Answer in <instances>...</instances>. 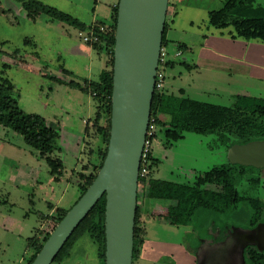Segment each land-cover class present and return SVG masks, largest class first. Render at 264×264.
<instances>
[{"label": "rangeland", "instance_id": "1", "mask_svg": "<svg viewBox=\"0 0 264 264\" xmlns=\"http://www.w3.org/2000/svg\"><path fill=\"white\" fill-rule=\"evenodd\" d=\"M37 1L77 17L86 24L95 15L93 0ZM107 1L99 0L98 12L108 10ZM173 1H168L169 9L166 14L168 23L170 16L173 15ZM185 1L187 2L185 5L189 6L179 2L177 8L180 13L175 19V29L169 35L175 40L182 37L185 41L193 43L197 39L198 30L186 27L183 21L194 18L195 24L208 23L206 10L218 9L223 0ZM191 6L194 8H190ZM254 7L256 12L264 13V0H254ZM19 9L16 0H0V82L1 78H7L14 86L12 96L17 100L18 106L27 113H35L47 119V124L57 131L58 138L51 155L63 160L64 167L56 179L50 174L45 159L40 157V148L36 143L26 141L22 134L11 128L0 126V264L26 263L31 250L26 248L25 234L36 233L38 240L42 241V234L38 232L42 221L37 211L46 216L48 214L46 204H51L62 207L66 213L79 199L78 176L87 174L92 164L98 162L97 149L104 146L103 135L107 128V122L103 120L98 125L94 124L92 119L94 110L92 109V114L89 112V104L91 102L93 104L90 95L65 85L55 92L54 86L58 83L50 77L53 71L41 62L56 67H64L65 63L68 65V60L57 40L49 39L48 35L56 31L62 33L61 26L65 29H69V26L48 21L50 18L45 14H39L33 21L23 12H19ZM228 30L233 29L229 26L223 29V32L227 35ZM72 37L74 38V35ZM80 37L82 40V34ZM256 42L264 46V42L260 40ZM221 44V48L226 49V45ZM162 47L165 54L164 61L159 64L162 82L158 91L231 106L237 97V91L243 87L253 92L264 88V62L260 55L259 59L251 55L249 59L251 61L252 58L254 61L245 62L246 75L236 76L230 74L227 63L224 62V66L220 65L216 70L214 67L216 62L211 60L206 48L199 53V57L196 56L200 58V62L187 70L180 65L188 64L181 58L183 44L177 46L167 42ZM195 49L193 48L194 51L197 50ZM177 52L180 54L177 55ZM97 54L93 53L95 62L93 65L96 67L99 61L100 64L105 61L103 54ZM170 62L174 65L169 67ZM218 62L219 60L217 65ZM34 68H39L46 77L42 76L41 72H36ZM93 73V79L97 81V68H94ZM50 88L52 91L48 93ZM52 98L61 100V105L53 107ZM246 98L256 99L251 96ZM61 110L70 111L69 116L66 115L61 118L62 120L59 116ZM53 113H56V118L53 117ZM51 116L53 118H50ZM89 117L91 119L87 120L85 126L82 120ZM156 119L159 123L156 126L157 136L152 147V160L155 163L150 165L147 177L161 182L154 190H149L150 194L148 191L146 193L143 187L148 180L140 182L141 185L138 186L140 204L142 200L147 201L150 195L162 197L165 187L162 182L194 185L199 173L214 165L227 163L228 150H225L223 143L232 140L219 133L178 127L172 114L158 113ZM85 127L87 131L84 130ZM167 131L175 132L181 137L173 141L165 136ZM259 169L257 197L264 210V168ZM73 174L74 176L76 174V177H73ZM253 188V185H247L240 188L238 194L251 196ZM149 202L156 210L164 208L165 213L155 216L159 218L158 221L148 222L145 243V230L142 234L144 213L141 207L138 228L141 229L143 226L141 238L145 244L144 250L143 244L140 247L139 255L132 264H244L243 250L247 245L264 250V223L252 229L246 214L242 217H234L231 214L226 217V224L230 227L227 233L224 232L223 237L219 233L223 218L217 220L219 226L214 230L213 226H205L207 216L202 213L197 215L191 224L184 225L186 222H182V219L175 215L179 210L178 201L155 198ZM169 204L173 205L166 210ZM53 222L52 218L49 219L50 231ZM143 253L144 255L140 256ZM53 264H103V259L98 257L95 243L85 232L75 241L68 255Z\"/></svg>", "mask_w": 264, "mask_h": 264}, {"label": "trees", "instance_id": "2", "mask_svg": "<svg viewBox=\"0 0 264 264\" xmlns=\"http://www.w3.org/2000/svg\"><path fill=\"white\" fill-rule=\"evenodd\" d=\"M26 17L35 20L39 14L47 15L52 21L62 22L69 26L77 27L84 32H89L91 24H86L56 8L42 4L37 0H16ZM169 5V4H168ZM118 0L110 6L109 21L94 22L98 31L100 25L105 31L99 33V40L90 46L99 54L105 56V66L100 73L99 81L79 83L69 81L67 85L83 93L90 95L95 106L92 117L94 124L100 121L107 122L106 133L103 135L104 146L97 149L98 162L92 164L87 174H79L78 189L80 196L94 180L101 168L106 156L110 133L111 95H112V66L114 57L115 28ZM169 9V6H168ZM168 13V12H167ZM208 25L215 29L232 27L231 36L245 40H260L264 42V13L256 12L254 0H223L218 9L208 12ZM167 22L165 21L162 35V46L166 42ZM179 46V44H176ZM174 65L172 62L168 66ZM183 67L190 66L180 63ZM14 86L7 78H1L0 82V126L8 127L22 134L26 141L36 143L40 148V157L45 159L49 166V172L56 179L61 174L62 162L51 155L55 149V141L58 133L47 124V121L38 114L27 113L19 106L12 96ZM158 113H168L175 116V124L183 129L214 132L226 135L229 142L223 143L227 151L233 144H244L249 141L264 139V100L251 99L237 96L231 106H222L214 103L197 101L186 95H169L154 89L150 118L155 119ZM85 131L87 128L85 127ZM157 134H155V137ZM165 136L177 141L181 136L175 132H165ZM94 153V150L92 151ZM151 164L155 162L152 160ZM150 167V166H149ZM85 169V168H83ZM259 168L244 166L227 161V163L214 165L199 173L194 185L165 183L163 197L172 201H189L196 204L198 209L211 211L217 215L218 220L223 218V224L213 225V230L219 226V233L225 236L230 226L226 224V217L248 216L249 226L254 229L260 223H264V210L258 200ZM83 170H81L82 172ZM80 172V173H81ZM82 181V182H81ZM247 185H253L251 196H240L238 191ZM189 210H192L191 208ZM105 195H103L60 249L51 264L60 262L68 255L75 241L85 232L89 234L96 245L97 255L105 264V233H104ZM65 211L62 208L55 210L53 228L62 219ZM140 205L138 202L134 225L132 263L138 257L140 247L143 244L141 230L138 228ZM184 222V220H182ZM49 231H45L40 242L36 235L29 238L26 248L31 250L25 264H30L40 251L43 243L48 238ZM218 228V227H217ZM225 232V233H224ZM144 234V228L143 233ZM219 234V235H220ZM141 235V236H140ZM244 264H264V250L253 245H247L243 250Z\"/></svg>", "mask_w": 264, "mask_h": 264}, {"label": "water", "instance_id": "3", "mask_svg": "<svg viewBox=\"0 0 264 264\" xmlns=\"http://www.w3.org/2000/svg\"><path fill=\"white\" fill-rule=\"evenodd\" d=\"M169 0H118L110 133L94 180L50 232L30 264H51L105 195V264H132L138 172L150 120ZM229 162L264 168V139L233 144Z\"/></svg>", "mask_w": 264, "mask_h": 264}, {"label": "crops", "instance_id": "4", "mask_svg": "<svg viewBox=\"0 0 264 264\" xmlns=\"http://www.w3.org/2000/svg\"><path fill=\"white\" fill-rule=\"evenodd\" d=\"M95 7L93 8V17H91V19L87 22V24H92L96 21H109V17H110V6H112L115 3V0H108L106 5L108 10L104 11H97L98 8V4H99V0H93ZM179 2H183V5H185L187 2L185 0H174L172 3L174 4L172 6V13L173 15L170 16V23L167 24V29H166V42H168V44H183V55L181 58L184 59V61H186L185 65L190 66L189 68H192L194 66L197 65V62H200V58H197L196 56L199 57V53H202V51L204 50V48H206V50L210 53L208 55L211 56V60L215 61L216 63H214V67H219L220 65L224 66V63H227V68L228 70L231 72L230 74H234L236 76H243L246 75L247 70L245 67L247 63L250 61V57L251 55H253L254 57L259 59V55L262 58L263 62H264V46L259 44L258 42H256V40H248L245 41L244 39L241 38H234L231 36V32L233 30H228L227 31V35L223 32V29L219 30V29H213L211 30L208 23H199V24H195L194 22V18H188L187 20H184V24L186 25V27H190L193 29H197V33H196V37L197 39L193 42L190 43V41H185V39L179 38L178 40L173 39V36L170 37V32H172L175 28V19L178 18L180 11L178 12V4ZM185 6H189V5H185ZM183 6V7H185ZM190 8H194V6H191ZM19 12H22L21 8L19 9ZM99 10V9H98ZM207 12H209L210 10H206ZM77 18V17H76ZM168 18V15H167ZM79 19V18H77ZM80 20V19H79ZM48 21H52L51 19H48ZM81 21V20H80ZM55 22V21H53ZM57 22V21H56ZM83 22V21H82ZM57 23H62V22H57ZM85 23V22H84ZM67 25V24H65ZM69 26V25H68ZM180 26V24H179ZM62 27V33H59L56 31V33L52 32L50 35H48L49 39H54L57 40L58 45L62 48V50L64 51V55L67 58L66 60H68V65L65 63V66H53V65H46L44 61H41L45 67H50V70L53 71L52 75L50 76L53 81H55L56 83V87L55 88V92H58L59 89H62V87L65 85H67V83L71 80L79 82V83H83L84 81L87 82H92L95 81L93 79L94 73L93 70L94 68H97V81L100 80V73L103 70L104 66H105V61L104 63L101 64L98 62L97 63V67L94 66L93 64L94 59H93V53L97 54V52L95 50L92 49V47L88 44H85L80 37V34H83L84 31L80 30L77 27H73V26H69V29H65L63 26ZM182 29V26H181ZM203 29V30H202ZM185 30V29H183ZM72 35H74V38L72 37ZM79 39L80 42L77 40ZM224 43L226 45V49H222V44ZM173 48V47H172ZM193 48H196L194 51ZM199 51V52H198ZM222 53V55H218L219 53ZM226 52V53H225ZM252 52V53H251ZM262 52V53H260ZM198 53V54H197ZM98 55V54H97ZM201 55V54H200ZM206 57V56H205ZM219 60V65H217V61ZM40 62V60H37ZM252 61H254V59L251 58V63ZM256 61V60H255ZM224 62V63H223ZM257 62V61H256ZM191 63V64H190ZM258 63H261L260 61H258ZM213 67V66H212ZM46 68V69H47ZM186 68V67H185ZM226 68V69H227ZM188 70V68H186ZM34 70L37 72H41V70L39 68H34ZM42 73V72H41ZM96 74V73H95ZM42 76L46 77L45 73H42ZM264 79V76H263ZM69 87V86H68ZM58 89V90H57ZM51 93V88L49 89ZM234 93V92H233ZM237 96H251V97H256V98H260L264 100V88H262V90H255L253 91H249V89H246V87H243V89H240L237 91L236 93ZM234 97V96H233ZM51 102L53 103V107L55 106H59L61 105V100H57L55 98L51 99ZM70 105V103H69ZM91 105V106H90ZM71 108V107H69ZM89 112L93 111V115L95 112V106L94 103L89 104ZM93 109V110H92ZM69 112H65V111H60L59 116L60 119L65 117L66 115L69 116ZM46 116L49 117V114H47ZM53 117L56 118V113H53ZM52 116L50 118H53ZM91 118H86L83 119L82 121L85 123H87V120H90ZM62 120V119H61ZM60 120V122H61ZM47 121V119H46ZM49 121V120H48ZM59 122V121H57ZM85 130V129H84ZM85 132V131H84ZM85 134V133H84ZM53 156V155H52ZM57 158V157H56ZM43 159V158H42ZM60 160V159H59ZM62 162V169L64 167V163L63 160H61ZM81 171V170H80ZM77 174V173H76ZM76 174L73 177H76ZM148 180V181H147ZM147 181V182H146ZM144 182H146L144 184V190L145 192L148 191V193L150 194L151 190H154L155 186L158 185V183H160L161 181H157L155 179L152 178H148L146 180H144ZM162 183H166V182H162ZM141 185V184H140ZM138 185V186H140ZM139 190V188H138ZM137 190V193L139 194ZM150 190V191H149ZM147 193V192H146ZM155 198H164L163 196H157L154 197V195H150L149 199L146 200H142V203L140 205V209L141 207H143V226H144V230H145V243L147 240V225L149 224V221L152 222H156V220L158 221L159 218H156L159 215H162L163 213H165L164 208H162L161 210H156L154 209L155 207L153 206L152 203L149 202L150 199H155ZM165 199V198H164ZM146 201V203H145ZM175 202V201H173ZM173 204H169L166 206V210H169V207H171ZM47 207V212L48 214L46 216L43 215V213H41V211H37V214H39L41 216V221L42 223H40V228L38 229L40 234H44L45 231H49L47 226L49 224V219L50 217H52L55 213V210L57 208H62L56 205H51V204H46ZM177 207H179V210L176 212H174V214L179 217L180 219L184 220V225H189L192 223V221H194V219L197 217V215L199 214H203L204 216H207L206 222L207 224L205 226H213L216 224V222H218V218L217 215L214 214L211 211H206V210H201L198 209L196 204H193L192 202L189 201H178V205ZM192 210H189V209ZM63 209V208H62ZM64 210V209H63ZM188 211V213H187ZM174 215V218H175ZM156 216V217H155ZM45 217V218H44ZM49 217V218H48ZM142 219V218H141ZM179 219V220H180ZM162 221V219L160 220ZM164 221V220H163ZM218 226H216L217 228ZM36 235V233L34 234ZM34 235H24V239L27 245V241L29 238L33 237ZM143 243V250H144V244ZM146 252V251H145ZM180 254H182L181 252H179ZM184 254V253H183ZM144 255L140 254V256Z\"/></svg>", "mask_w": 264, "mask_h": 264}, {"label": "built area", "instance_id": "5", "mask_svg": "<svg viewBox=\"0 0 264 264\" xmlns=\"http://www.w3.org/2000/svg\"><path fill=\"white\" fill-rule=\"evenodd\" d=\"M96 28L95 23L91 24V28L89 32H84L82 34V40L88 45H91L92 43H95L99 40V33L105 31V27L100 25L98 27V31L94 30ZM165 52L163 51V47H161L160 50V56H159V62L156 72V78H155V88L158 89L162 82V73L159 70V64L164 61ZM180 54V52H177V55ZM155 134H156V124L155 119L152 117L149 120V124L146 130L145 134V141L143 144L142 154L140 158V166H139V172H138V185H140L141 181H144L147 179V176L149 174V166L151 164V155H152V147L153 142L155 140Z\"/></svg>", "mask_w": 264, "mask_h": 264}]
</instances>
